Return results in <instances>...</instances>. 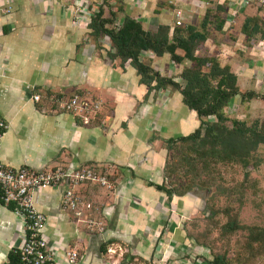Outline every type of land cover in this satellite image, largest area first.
Here are the masks:
<instances>
[{
  "label": "crops",
  "instance_id": "1",
  "mask_svg": "<svg viewBox=\"0 0 264 264\" xmlns=\"http://www.w3.org/2000/svg\"><path fill=\"white\" fill-rule=\"evenodd\" d=\"M131 1L123 5L116 24L127 14L144 29L168 25L170 34L172 13L156 5L144 11L139 0ZM224 2L232 4L217 0ZM88 4V0H0V116L7 123L0 139V163L33 169L93 166L113 173L114 189L100 207L104 222L100 233L85 229L83 205L80 216L61 208V188L31 192L33 206L45 216L42 234L57 264H108L100 252L105 240L118 247L124 244L121 250L143 259L157 257L169 252L170 243L184 241L178 219L165 222L163 216L172 210L190 212L193 200L186 194L167 200L150 184L164 182V140L191 132L198 120L178 91L171 87L148 91L129 60L120 63L108 56L113 52L108 38H94L87 26L93 14ZM249 8L253 14L246 17L264 22L252 6L232 4L228 11L236 17ZM226 24L224 18L220 31ZM240 34L245 36L241 30ZM216 36L217 30L207 35L196 53L227 65L241 92L259 95L264 90V63H259L264 61V38L254 34L228 53ZM140 60L161 76L175 77L189 64L172 62L168 53L155 56L148 51ZM33 91L81 93L100 100L101 110L96 121L81 125L68 113L42 112L40 104L30 99ZM260 100L264 96L241 99L236 94L223 111L246 121L245 109ZM238 108L243 114L231 115ZM78 186L73 187L77 194ZM78 195L88 197L83 191ZM22 226L19 216L0 203V264L8 251L21 246ZM68 251L77 253L72 262L67 261ZM109 264L120 263L116 259Z\"/></svg>",
  "mask_w": 264,
  "mask_h": 264
},
{
  "label": "trees",
  "instance_id": "2",
  "mask_svg": "<svg viewBox=\"0 0 264 264\" xmlns=\"http://www.w3.org/2000/svg\"><path fill=\"white\" fill-rule=\"evenodd\" d=\"M216 8H222L221 4ZM105 5L99 6L90 16L87 24L94 38L106 36L113 48L108 56L117 57L122 63H129L139 76V82L149 90L171 87L179 92L181 102L194 111L198 126L191 132L164 140L165 157L163 164L164 182L153 185L162 191L167 200L172 195L182 196L192 189L207 192L219 191L216 182V169L219 165L235 164L247 175L249 166L264 162V119L250 123L227 116L223 109L236 94L241 99L260 95L252 91L241 92L236 86L235 75L227 65H220L213 56L196 53L197 46L207 37L205 14L198 28L190 25L183 27L159 24L154 30L144 29L140 22L124 14L114 24L115 11H108ZM253 27H249L250 22ZM259 17H245L240 30L246 38L258 33ZM263 22V21H262ZM223 19H219L213 29L220 30ZM200 49V48H199ZM155 56L168 53L174 63L188 60L177 76H161L156 70L140 60L143 52ZM261 149V152L258 150ZM102 170V169H100ZM0 203L2 201L0 200ZM9 209L11 205H6ZM233 220H226L221 229L226 233L238 230ZM257 234H255L256 240ZM210 264H227L222 255H213ZM1 264H20L19 252L10 250L6 261Z\"/></svg>",
  "mask_w": 264,
  "mask_h": 264
},
{
  "label": "rangeland",
  "instance_id": "3",
  "mask_svg": "<svg viewBox=\"0 0 264 264\" xmlns=\"http://www.w3.org/2000/svg\"><path fill=\"white\" fill-rule=\"evenodd\" d=\"M139 1L144 11L149 12L153 5H156L172 13V26L175 25L176 18L173 12L176 8L181 10V23L177 25L180 27L190 25L199 29L204 15L207 14L208 36L214 33L213 28L217 21L225 18L227 24L223 26L222 31L217 30L216 39L219 41V47L226 48L228 53H231L233 47L240 49L241 41L250 40L240 34L244 17L249 15L248 13L253 14L250 8L240 11L234 17L229 15L228 9L232 7L229 2H224L221 4L222 8L218 9L216 8L217 0H182L181 3L174 0ZM130 2L132 1L88 0L87 10L89 13H94L102 5H105V9L108 7V11H115L114 9L118 7L122 10L123 5ZM115 14L114 24L119 12L115 11ZM259 22L257 24L259 32L255 36L264 38V22ZM253 25L251 21L248 28ZM202 45L203 43L197 46L198 52L201 51ZM260 62L264 63L259 59ZM262 67L264 69V66ZM259 95L264 96L263 89ZM236 114L241 116L243 109L238 108L236 113H231V115ZM244 115L242 119H245L247 123L255 119L257 121L264 119V100L257 101L252 107L245 109ZM258 151L261 152V149ZM94 168L99 174L105 176L108 186L84 180L78 184V194L79 191H83L88 194V197L82 199L80 195H77L81 201L89 203V207L83 210L85 229L88 232L100 233L104 227L100 207L107 202L108 195L114 189L115 180L113 173ZM242 171L235 164L219 165L215 173L216 182L220 185L219 191L207 192L192 189L186 193L187 200H193L191 202L193 208L190 212L181 213L179 210L171 209L167 216H163L165 222L178 219L177 227L184 233V241L178 244L170 243L168 253L161 252L157 254V257L150 256L148 259H143L130 254L129 250H121L124 244L118 247L105 240L100 249L101 255L109 262L118 259L120 264H210L208 261L216 254L222 255L227 264H264V162H260L257 166H249L246 176H243ZM229 219H233L240 227L232 233H226L221 229V226ZM255 234L257 238L253 240Z\"/></svg>",
  "mask_w": 264,
  "mask_h": 264
},
{
  "label": "built area",
  "instance_id": "4",
  "mask_svg": "<svg viewBox=\"0 0 264 264\" xmlns=\"http://www.w3.org/2000/svg\"><path fill=\"white\" fill-rule=\"evenodd\" d=\"M231 2L237 7L252 6L258 9L264 19V0ZM173 14L176 18L174 24L180 25L181 10L176 8ZM30 99L40 104L42 112L68 113L81 125H90L96 121L101 110L100 100L81 93L33 91ZM6 127V121L0 116V139ZM84 180L108 186L105 176L99 174L93 166L33 169L27 166L10 167L0 163V200L4 205H11L10 210L19 216L23 224V241L21 246L15 249L19 252L20 264H57L42 234L45 216L33 206L31 192L34 189L61 188V208L80 216V205L85 209L89 207V203L81 201L73 187ZM76 254L75 251H68L67 261L72 262Z\"/></svg>",
  "mask_w": 264,
  "mask_h": 264
}]
</instances>
